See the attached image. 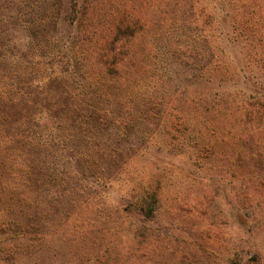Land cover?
<instances>
[{
    "label": "rangeland",
    "instance_id": "obj_1",
    "mask_svg": "<svg viewBox=\"0 0 264 264\" xmlns=\"http://www.w3.org/2000/svg\"><path fill=\"white\" fill-rule=\"evenodd\" d=\"M21 1L0 0L1 30L17 22ZM59 7L66 35L69 0ZM206 10L213 19L200 30L217 46L204 39L211 78L197 82L177 65L170 80L160 78L156 114L137 119L131 134L101 135L122 153L114 165L100 162L103 177L68 162L53 147V129L42 132L50 144L29 153L42 168L39 181L16 178L15 153L0 146V264H264V0H206ZM213 129L209 149V134L199 133ZM147 192L157 208L140 223L126 206ZM19 229L27 231L21 240L13 236ZM10 247L17 257L5 256Z\"/></svg>",
    "mask_w": 264,
    "mask_h": 264
},
{
    "label": "trees",
    "instance_id": "obj_2",
    "mask_svg": "<svg viewBox=\"0 0 264 264\" xmlns=\"http://www.w3.org/2000/svg\"><path fill=\"white\" fill-rule=\"evenodd\" d=\"M27 1L16 6L17 22L0 29V146L15 153V176L23 182L44 175L29 158L30 151L50 144L43 130H56L53 147L98 179L105 168L100 162L114 165L122 155L103 146L101 135L113 128L131 134L137 119L156 114L160 78L170 80L176 65L190 68L197 82L211 78L212 49L204 41L211 39L200 30L201 20L213 19L206 0H69L61 17L69 25L66 35L59 34L60 0L29 1L28 20ZM1 32L12 36L2 43ZM26 48L30 52L22 54ZM190 96L195 111L200 102ZM213 131L199 133L209 134L203 141L209 149L216 146ZM157 203L156 194L147 192L126 209L142 223L152 219ZM140 227L132 231L134 239L142 235ZM26 233L19 229L13 236L21 240ZM4 254L17 257L18 251L10 247Z\"/></svg>",
    "mask_w": 264,
    "mask_h": 264
}]
</instances>
